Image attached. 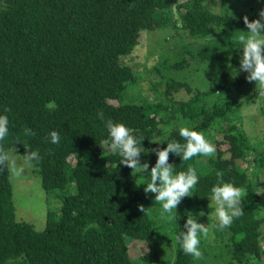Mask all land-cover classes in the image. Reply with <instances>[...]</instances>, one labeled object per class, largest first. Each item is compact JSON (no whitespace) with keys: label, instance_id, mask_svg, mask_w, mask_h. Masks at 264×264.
Wrapping results in <instances>:
<instances>
[{"label":"trees","instance_id":"1","mask_svg":"<svg viewBox=\"0 0 264 264\" xmlns=\"http://www.w3.org/2000/svg\"><path fill=\"white\" fill-rule=\"evenodd\" d=\"M262 3L0 0V110L11 109L10 133L4 144H14L20 154L40 153L32 172L61 203L58 211H47L40 230L17 220L9 173L0 170V264H132L128 254L132 240L148 247L135 258L137 264L159 263L156 221L137 185L144 176L119 164V157L104 143L107 133L96 116L101 111L106 119L124 122L145 136V153L157 147L151 140L161 134V126L172 127L169 139L180 143H185L177 131L181 125H194L207 139L212 132H221L228 157L219 148L211 156L198 155L187 162L169 154V162L178 171L191 166L199 176L194 193L177 206V224L174 220L170 224L177 235L187 212L199 210L209 213L199 220L213 224L208 197L220 171L223 179L247 190L244 212L227 229H212L214 238L202 243L223 240L230 255L228 264L260 261L264 204L256 188L264 173V150L258 148L264 146V134L251 141L242 129L240 112L243 102L256 101L263 118L264 91L249 82L246 73L235 75L242 51L235 38L246 35L243 17L258 18ZM209 4H218L221 12ZM154 29L183 30L188 36L207 38L196 55L189 49V57L182 56L168 66L182 71L201 65L209 77L205 89L166 74L162 90L158 84H149L150 96L142 95L141 86L133 87L140 94L138 100L126 99L136 76L121 58L132 52L141 31ZM179 90L188 96L175 99ZM241 93L245 94L242 98ZM26 129L33 135H26ZM52 130L61 133L58 145L49 142ZM70 156L74 162L68 160ZM238 159L251 164L249 173ZM141 160L151 167L155 153L142 154ZM194 261L175 242L173 264Z\"/></svg>","mask_w":264,"mask_h":264},{"label":"clouds","instance_id":"2","mask_svg":"<svg viewBox=\"0 0 264 264\" xmlns=\"http://www.w3.org/2000/svg\"><path fill=\"white\" fill-rule=\"evenodd\" d=\"M246 26V35H240L241 43L238 71L246 73L249 82H255L264 91V7L259 11L258 18L249 20L243 17ZM233 75V76H235ZM11 109L0 110V170H7L13 177H19L25 172L33 169L41 160L38 151L30 150L29 154H17L13 145H5L4 141L10 133V119L8 113ZM97 119L103 123L107 137L104 143L116 154L119 164L135 170L136 175L144 176L147 182L143 184L145 195L154 194V201L162 209L161 216L167 215L169 220L177 224L179 218L177 206L182 199L191 196L194 188L199 182V176L194 167L186 170H177L175 164L169 162V154L180 157L187 162L196 156H211L215 152L214 145L206 138L203 132L198 131L195 126H179L178 135L185 143L175 139H169L173 133L172 127L161 126V134L152 139L157 147L147 149L145 153L142 141L145 136L136 134L126 123L105 118L104 113L98 112ZM26 135H33L31 129L25 130ZM49 142L58 145L61 142V133L52 130L48 136ZM165 144L164 147H159ZM149 151L155 153L154 165L149 167L148 162H142V154ZM114 167H118L116 161ZM217 182L210 190L208 200L212 202L214 211L211 213L213 224L205 225L199 222V217L208 216L203 210L196 214L187 212L183 229L179 227L176 235V243L180 251L199 261L203 257L201 242L208 238L212 229L223 231L230 227L235 219L243 215V198L247 195L244 187L237 186L234 182L223 179V173L216 172ZM143 210V209H142Z\"/></svg>","mask_w":264,"mask_h":264},{"label":"rangeland","instance_id":"3","mask_svg":"<svg viewBox=\"0 0 264 264\" xmlns=\"http://www.w3.org/2000/svg\"><path fill=\"white\" fill-rule=\"evenodd\" d=\"M261 5L264 7L263 3ZM208 6L214 11L221 12V6L218 4H209ZM215 37L216 36H213L211 39H215ZM224 37L225 39L228 38L227 35H224ZM231 38L233 39V36H231ZM235 39L238 40L239 37L236 36ZM206 42L207 38H194L188 36L183 30L154 29L141 31L138 42L132 52L121 58L122 63L129 65L136 76V81L131 82L128 87V90L131 93H125L126 99L130 100L134 97V99H137V97L140 96L139 92L135 94L136 91L132 89L133 87L141 86L143 88L142 95L143 93L145 95L147 93L149 95L152 93L148 87L149 84L152 83L158 84L159 90H162L165 86L166 74H171L173 77L189 83H196L201 89H205L209 77L207 76V71L201 65L195 67L191 66L187 68V70L182 71L175 70L174 68L171 69L168 66L182 56L189 57L190 54L187 53L189 49L196 55L199 48L204 46ZM157 66L160 68V71L156 70ZM231 78L234 79L233 76H231ZM241 94V98L245 96V94ZM187 96L188 94L183 90H179L174 93L173 97L175 99H182ZM258 107V102L256 101L254 103L243 102L242 110L240 112L242 129L251 141L261 138L264 134V117H261ZM208 140L214 145L215 149L219 148V150L223 152V157H228L229 153L226 151L228 144L223 139L221 132H212ZM258 148L260 151L264 150V146ZM17 154L20 153L17 152ZM251 159L252 155H249L248 160L250 163ZM68 160L74 162L73 156H70ZM249 162H243L239 159L237 160L239 166L247 169V173H249L251 168ZM8 173L12 186L15 218L17 220H24L31 223L37 230L42 229L45 225L47 211H58L61 204L59 201L60 199H58L54 193H47L42 188L40 177L32 172V169L19 177H13L9 171ZM260 178V184L257 186L256 190L264 204V173L261 174ZM141 182H147L146 178L141 177L139 183ZM140 186L143 191V184H140ZM144 196L148 204L149 213L156 221L157 238L159 241L158 264H173L176 232L174 228L171 227L170 221L172 223V220H169L167 215L164 217L161 216L160 213L162 209L158 203H155L154 194L149 193L145 195L144 193ZM210 204L212 205L211 201ZM261 213L264 214V210H261L260 214ZM199 222L206 225L203 220H199ZM261 227L262 235L260 237V245L262 247V253L260 261L256 264H264V222ZM212 235L214 234L210 231L209 236L205 241H210V239L214 238ZM128 246V254L132 264H137L135 258L146 252L148 249L147 244L143 241L132 240L128 242ZM201 250L203 257L199 261L195 260V264H228L229 262L230 255L228 248L221 239H217V242H201Z\"/></svg>","mask_w":264,"mask_h":264}]
</instances>
